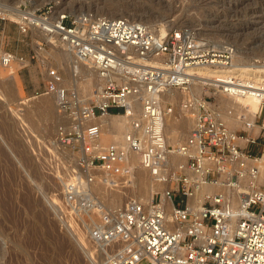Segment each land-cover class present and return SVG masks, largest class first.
Listing matches in <instances>:
<instances>
[{"label": "built area", "instance_id": "1", "mask_svg": "<svg viewBox=\"0 0 264 264\" xmlns=\"http://www.w3.org/2000/svg\"><path fill=\"white\" fill-rule=\"evenodd\" d=\"M33 2L19 0L8 18L33 49L25 55L0 43V68L39 61L43 81L35 92L54 94L68 120L53 138L72 156L52 200L62 219L85 224L104 264H264V80L228 73L196 91L194 69L230 66L236 46L202 40L188 27L162 34L126 17ZM2 11L0 21L7 19ZM47 43L70 55L73 74L79 66L91 70L93 86L64 85L57 68H47ZM169 91L180 93L178 103ZM220 93L256 96L259 110L249 119L242 109H219ZM115 113L127 118L123 140L103 144L92 119ZM227 115L240 125L231 128ZM184 119L191 122L182 126L186 135L171 141L169 127ZM137 166L164 184L150 199L109 206L95 193V184L131 183Z\"/></svg>", "mask_w": 264, "mask_h": 264}, {"label": "rangeland", "instance_id": "2", "mask_svg": "<svg viewBox=\"0 0 264 264\" xmlns=\"http://www.w3.org/2000/svg\"><path fill=\"white\" fill-rule=\"evenodd\" d=\"M39 1L53 2L57 7L61 1L70 13L88 11L108 17L123 14L156 29L160 27L158 21H167L169 27L191 28L198 38L213 44H234L245 61L253 59V54L264 58V0ZM16 2L0 0L4 5L0 9L7 13ZM9 13L5 14L7 19L0 21L5 31L0 43L28 55L33 49L31 37L19 33L16 24L8 19L14 16ZM48 67L57 68L65 82L70 80L67 57L47 43ZM42 69L39 61L24 68H0V264H104L84 233L85 224L63 220L52 202L69 174L72 156L53 143L57 127L68 122L58 111L55 96L35 92L42 86ZM173 95L178 103L180 93L175 91ZM47 99L50 109H39V104ZM121 131L113 129L112 133ZM186 133L187 128L183 127L171 141ZM134 187L126 182L116 189L101 184H95L93 189L109 206H116L130 197L146 199L144 189L134 194ZM116 190L123 194L121 200H115ZM179 198L175 195L174 202Z\"/></svg>", "mask_w": 264, "mask_h": 264}, {"label": "bare ground", "instance_id": "3", "mask_svg": "<svg viewBox=\"0 0 264 264\" xmlns=\"http://www.w3.org/2000/svg\"><path fill=\"white\" fill-rule=\"evenodd\" d=\"M18 2H19V0H17V2L15 4H17ZM40 3L41 2L39 0H35L33 2L34 5L35 4H38V5L43 4V3H41V4ZM58 3H59L58 9L65 11L66 8L62 7V4H60L61 1H58ZM15 4H13V5H15ZM9 9L12 10L11 8H9ZM10 10L7 13H9ZM81 13H83V12H78V13H74V14H81ZM9 15H10V13H9ZM110 15H111L110 17H123L124 16L123 14H118V15L117 14H110ZM158 23L160 25L158 31L162 34H164L167 30H169L171 28L167 24V21H163V22L158 21ZM162 23H164L165 26ZM61 52L63 53L64 56L67 57L69 71H70L69 72L70 73V80L65 82L63 79V84L67 85V86L75 87V88L82 87L85 90H87L88 88L93 86V84L95 82V74L91 70H87L81 66H79V69H78L79 73L73 74L70 55L63 50H61ZM240 52L241 51L239 50V48H236V52L233 56L232 64L230 66H227V67L203 66V67H199V68L194 69V71L198 74V76L195 79L199 80L201 82V85L196 87V91L199 93L202 92L205 89L202 86V84L203 83H210V80L212 77H220V76H224L225 74H228V73H234L239 77H245V78L252 77L256 81L264 80V62L262 60L263 57L262 58L261 57H255L257 55L253 54L252 55L253 59L245 61L239 57ZM52 95H54V94H52ZM219 96L222 99V100H220L219 109L225 110V109H227L228 106H232L233 108H235V110L237 112H239L240 109H242L243 113H245L249 119L254 118L255 112L258 111L259 107H260V99L256 96H252V95L228 96V95L223 94V93H220ZM167 99L171 100V101L176 100V97L173 95V91H169V96H167ZM227 100H228V102H227ZM55 102H56V106H57L56 96H55ZM50 107H51V104L49 102V99L43 100V102H41V104H39V109H50ZM57 108H58V106H57ZM15 111H17V110H15ZM226 119H227L228 125L233 129L237 128L240 125V123H239V121H237V118L235 115L234 116L233 115H229V116L227 115ZM92 121L98 123L101 127V132H100V137H99V141L101 143H103L107 140L111 141V142L123 140V135L127 129V118L124 114H121V113L116 114L115 113V114L99 116V117L93 118ZM123 123H125V126L123 125ZM190 123H191L190 120L184 119V120H181L178 122L179 126H177L176 124H171V126L168 129L169 139L175 140L176 137L179 135L180 131L183 129L182 126L188 127L190 125ZM123 126H124V129H123ZM113 129L118 130V131H121V129H123L124 132L121 131L118 133H112ZM120 133H121V135H120ZM117 136L118 137L120 136V137L116 139ZM110 137H114V139L111 140ZM103 144H105V143H103ZM263 158H264V155H263ZM176 159L182 160V158H179V157H177ZM135 161H136V158H133L134 164H136ZM135 172H137V174L135 173L136 177H134V179H132V181H131V184L133 186H135L134 187L135 189H132L131 191L134 194L135 193L139 194V193H142L143 189H144V192L146 193L147 197H146V199H144L142 201H146V200L150 199L156 190L161 189L164 186V184L159 183L157 181H154L150 177L148 172L146 170L142 169L141 167L137 166ZM101 186L106 187L103 184ZM208 189H211V188L208 187ZM122 195L123 194L119 190H116L115 195H114L115 200H117V201L121 200ZM116 205H118V204H116Z\"/></svg>", "mask_w": 264, "mask_h": 264}]
</instances>
